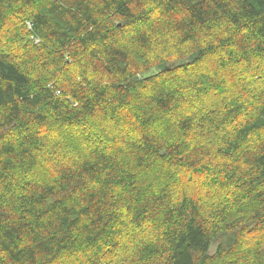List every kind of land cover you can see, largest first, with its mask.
Returning <instances> with one entry per match:
<instances>
[{"label": "clouds", "instance_id": "clouds-1", "mask_svg": "<svg viewBox=\"0 0 264 264\" xmlns=\"http://www.w3.org/2000/svg\"><path fill=\"white\" fill-rule=\"evenodd\" d=\"M0 264H264V0H0Z\"/></svg>", "mask_w": 264, "mask_h": 264}]
</instances>
